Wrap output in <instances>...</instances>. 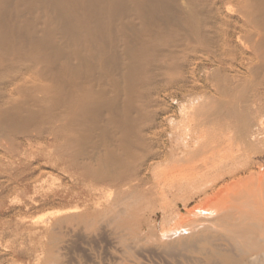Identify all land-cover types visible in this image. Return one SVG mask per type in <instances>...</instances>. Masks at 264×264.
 <instances>
[{
	"label": "bare ground",
	"instance_id": "6f19581e",
	"mask_svg": "<svg viewBox=\"0 0 264 264\" xmlns=\"http://www.w3.org/2000/svg\"><path fill=\"white\" fill-rule=\"evenodd\" d=\"M230 56L251 64L252 76L264 71V0H0V150L25 153L42 139L53 166L81 182L90 178L95 187L87 207L94 211L61 221L77 219L91 230L96 221L90 216L118 224L119 204L126 210L156 201L165 210L206 178V187L191 197L203 196L206 207L187 210L188 218L172 212L176 220H168L161 241L203 253L197 264H264V168L253 170V157L264 152V72L247 84L253 92L235 93L211 112L227 107L233 113V140L198 147L209 135L198 125L203 103L192 97L198 73L208 76L207 62L226 70ZM233 77L230 91L239 87ZM190 96L196 102L186 106L182 100ZM165 98L180 103L176 123L163 116ZM226 151L229 160L245 161L228 172L229 183L220 171ZM104 189L112 198L98 208ZM233 191L236 199L223 201ZM216 238L228 245L220 247Z\"/></svg>",
	"mask_w": 264,
	"mask_h": 264
},
{
	"label": "rangeland",
	"instance_id": "374dc122",
	"mask_svg": "<svg viewBox=\"0 0 264 264\" xmlns=\"http://www.w3.org/2000/svg\"><path fill=\"white\" fill-rule=\"evenodd\" d=\"M234 19L231 18V21ZM232 23L233 22H231V24ZM227 26L229 29L233 28L232 25H226V27ZM226 45L228 46L229 43ZM229 47L231 46L229 45ZM237 56H234L235 58L230 56L228 58H231L232 60H225L223 66L227 67L226 70H216L215 66L209 64L207 61H204L207 62L205 67L208 76L205 74V77L202 72L198 73L200 75H198V80L196 81L195 91V94L197 95H195V97L192 95V97L194 100L199 99L200 101H198H202L203 103L202 107L199 105L197 110V113L200 112L199 116L201 117H198V125L200 126L201 124L200 127L209 134L206 136V139L204 138L202 144L200 143V145H198L201 149H211V147L217 144H226L227 146V142L229 143V140H233L231 136H235V134L232 132L237 130V121L232 117L233 113L229 112V108L227 109V107L226 111H219L220 113L215 115H213L214 113L212 111L218 110L220 103H227L231 99H236L237 96H242L243 91H246L247 95H249L253 91L251 89L246 90L247 84L251 80H257L263 75L264 71L259 72L260 74L256 73L258 75L254 74V76H252V72H248L247 69L252 65L247 61L245 62V60L241 63L242 61H240ZM222 75L226 76V78ZM229 76L230 78L234 76L232 80L233 85L236 83L237 86L239 85L238 89L235 88L232 90L236 91L233 94L227 86L230 83L228 79ZM257 76L259 77L256 78ZM236 79H240L241 82L235 81ZM205 82L206 86H203ZM241 84H243V86ZM215 86L220 87H217V89ZM228 93H230V95ZM200 96L204 97L200 98ZM192 97H185L186 99L184 98L182 102L187 100L185 103H188L186 105L188 106L193 101ZM205 97L206 99H204ZM194 102L196 101H193V103ZM185 103L183 102V104ZM179 107V101H173L170 98H165V105H163L162 108H165L168 111L164 113L163 116L168 118L169 121L170 119L175 118L174 122L176 123L179 120ZM237 107V110L243 112V105H238ZM204 112H212L213 114L211 113L207 119H203L201 115ZM250 116H252V114ZM168 120L164 127H170V122ZM168 132L169 129L165 130L166 135L164 133L162 134V139L164 141H167L168 139ZM224 138H226V140ZM30 144L32 147L30 146L25 153L22 149H19L17 153L14 151L13 153L6 152V154H8L6 155L4 151L0 150V182L7 185V187L0 188V264H197V262L195 263V259L196 261L201 260L203 253H201L200 258V256L198 257L200 253L191 252L192 254H190V251L185 249V247H179L174 244H166L161 241L160 234L162 229H167L169 227V221L173 222L176 220L177 214L173 216L172 212L173 214L178 212L180 216L183 215L184 217L187 214V210H191L195 207H206L204 200L202 199L203 196H194L191 198L197 191L199 192L200 189L202 190V188L206 187V178L202 179L204 181H197L193 184L194 188L191 186L192 188L187 189V191L179 195L178 198L172 200V202H170L171 204L169 203L165 210H161L158 202L156 201H150L149 204H145L144 206H141V208L135 207V209L129 208L126 210L123 208L125 205L122 207L121 204H119L117 205L118 207H116V210L119 212L121 211V213L124 211V213H122L123 215L120 214V221L117 222L118 224H113L112 222L110 223L107 217L103 218L101 216H97V214L90 216L93 218V221H96L91 230L90 228H86L83 223L77 222V219H74V221L69 223H62L61 221V219L66 216L79 217L83 213H91L94 211V205L93 207H87V205L92 204V200H88V192L91 191L94 193L93 188L95 187L92 184L91 179H82V181L85 182L83 183L81 182V179L78 181L72 177L69 172L53 166L49 162L47 155L44 153L45 148L41 147L45 144L42 139H36ZM217 150H215L216 152L214 151V154L219 151ZM206 153V155H210V152ZM226 154H228L226 155V166L220 171L226 175V183H229L231 179L227 176L228 172L234 168H241L245 161L241 158H236L233 161L232 159L229 160L231 158L229 156L230 154L228 152ZM9 155L12 157L11 159L8 157ZM227 159L229 161H227ZM237 159H239V161ZM253 162L255 165L253 168L254 171H259V165L261 167L260 169H263L264 152L257 153L253 157ZM237 163L240 164V166ZM11 165L13 167H11ZM31 169L33 170L32 175H30ZM219 172H214L212 176L210 175V178H213ZM10 174L11 178L8 177ZM245 175L246 174H242V176ZM20 178L22 181H19ZM221 184L222 183H219V185ZM219 185L217 184L216 187L218 188ZM238 190H236V195H240V192L242 191L237 192ZM136 192L133 193L134 197L138 198L142 195V191L140 189ZM102 193L101 200L103 203L101 206H98V208H102L105 204L109 203L108 200L112 198V194H109L105 191V189ZM234 193L235 192L233 191L226 194V196L229 195V197L226 198L224 196L223 201L232 198V200L229 199V201L233 202L234 199H236L233 196ZM95 195H98L96 194V191ZM150 197L151 196L147 194L145 196V200H150ZM226 202H228V200ZM169 212H171L170 215H168ZM186 218H188V216H186ZM163 222H167V226ZM125 224L127 228L125 227ZM113 225H115L114 228L116 229L113 228ZM170 225H172L171 222ZM117 228L120 229L118 230ZM112 229L125 231H122L124 232L122 233L113 231ZM128 232L130 233L128 234ZM119 233L122 235L121 237ZM132 233L133 235H131ZM123 234L124 236L126 234V238L123 237ZM138 234L140 237L136 238L135 235ZM122 238L124 240H122ZM216 239H220L218 243L215 242L218 245L221 243L219 245L220 247H226L225 243L228 245L229 241L227 242L225 238ZM216 239L215 241H217ZM152 240L154 241L152 242ZM134 243H136V246ZM191 258L192 260L194 258V260L192 261Z\"/></svg>",
	"mask_w": 264,
	"mask_h": 264
}]
</instances>
